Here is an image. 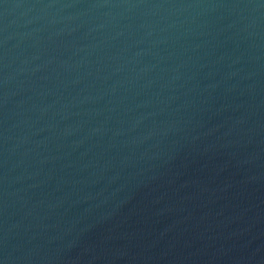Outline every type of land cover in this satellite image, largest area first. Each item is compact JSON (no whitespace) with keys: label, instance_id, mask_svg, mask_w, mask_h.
Here are the masks:
<instances>
[{"label":"water","instance_id":"water-1","mask_svg":"<svg viewBox=\"0 0 264 264\" xmlns=\"http://www.w3.org/2000/svg\"><path fill=\"white\" fill-rule=\"evenodd\" d=\"M3 264H264V0H0Z\"/></svg>","mask_w":264,"mask_h":264},{"label":"snow or ice","instance_id":"snow-or-ice-1","mask_svg":"<svg viewBox=\"0 0 264 264\" xmlns=\"http://www.w3.org/2000/svg\"><path fill=\"white\" fill-rule=\"evenodd\" d=\"M0 264H3V261H0Z\"/></svg>","mask_w":264,"mask_h":264}]
</instances>
